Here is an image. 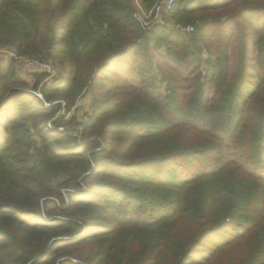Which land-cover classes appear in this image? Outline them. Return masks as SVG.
<instances>
[{
    "label": "trees",
    "instance_id": "obj_1",
    "mask_svg": "<svg viewBox=\"0 0 264 264\" xmlns=\"http://www.w3.org/2000/svg\"><path fill=\"white\" fill-rule=\"evenodd\" d=\"M155 1L0 0V46L65 71L38 97L0 67V264H264V0L147 28ZM87 93L84 138L52 133Z\"/></svg>",
    "mask_w": 264,
    "mask_h": 264
},
{
    "label": "rangeland",
    "instance_id": "obj_2",
    "mask_svg": "<svg viewBox=\"0 0 264 264\" xmlns=\"http://www.w3.org/2000/svg\"><path fill=\"white\" fill-rule=\"evenodd\" d=\"M157 1L158 0H156L151 9L146 14H144L145 16H142L145 20L143 25H147V28H153L156 23L154 19H151V17H149V15ZM138 9L140 10L141 8L139 7ZM170 15L171 14L169 13L159 16L160 19H162L160 21L161 24H165L168 29L172 28L174 24L173 20L169 18ZM154 44L155 41L150 42L151 46H153ZM158 45V49L151 54V63L154 70L153 75L156 77V80L155 82H152V85H154L161 94H164L165 83H160L158 80L160 77V72L162 70H166V67L163 66L162 60V58L166 56V45L164 43H159ZM11 62L13 63L17 77L26 84V89L23 90L27 92L31 91L38 97H41L40 88L43 85L48 86L52 84L56 79H63L65 76L64 69L58 64H54L50 61H41L44 65L47 64L48 66L46 65L47 67L44 68H33L31 61L28 58L16 56L15 50L12 48V46H0V67L5 66L6 64H9ZM36 74H42L44 75V77L37 79ZM188 82L191 81L188 80ZM188 82L184 83L188 84ZM61 114L64 115L62 125L57 130H51V132L59 134L60 132L68 129V131L70 130L69 135L71 140L72 138L78 141L82 140V138H84L82 136V124H84V122H87L92 114V98L90 93H87L85 96L79 98L69 112L64 113L62 111ZM72 119H74L73 123H71ZM31 141L33 143V146L29 150L28 157H35L40 149L41 140L40 137L32 130ZM151 213V206L148 204H144V206L138 208L137 210V215L143 218L150 217ZM89 249V245L82 246L80 250L73 253V259H82L83 261H86Z\"/></svg>",
    "mask_w": 264,
    "mask_h": 264
},
{
    "label": "built area",
    "instance_id": "obj_3",
    "mask_svg": "<svg viewBox=\"0 0 264 264\" xmlns=\"http://www.w3.org/2000/svg\"><path fill=\"white\" fill-rule=\"evenodd\" d=\"M176 0H158L156 2V4L154 5L149 17H151V19H154L155 22H160L162 19H160V15L162 14H169L170 12H172L174 4H175ZM192 28L189 26L186 28V31H191ZM31 64L33 66V68H44L47 67L46 65H44L41 61L38 60H30Z\"/></svg>",
    "mask_w": 264,
    "mask_h": 264
}]
</instances>
